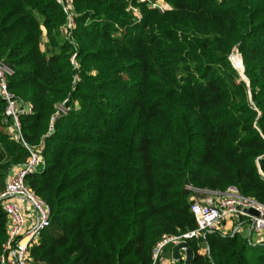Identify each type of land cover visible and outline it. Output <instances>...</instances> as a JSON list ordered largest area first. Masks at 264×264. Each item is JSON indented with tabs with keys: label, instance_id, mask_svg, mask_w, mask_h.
<instances>
[{
	"label": "trees",
	"instance_id": "trees-1",
	"mask_svg": "<svg viewBox=\"0 0 264 264\" xmlns=\"http://www.w3.org/2000/svg\"><path fill=\"white\" fill-rule=\"evenodd\" d=\"M165 1L161 12L73 0L64 35L57 0H0V60L14 97L33 108L14 135L0 94V190L28 159L25 143L44 140V164L27 177L53 210L36 263L151 264L163 234L196 227L188 184L235 185L264 203V0ZM65 99L72 110L46 136ZM6 226L0 205V256ZM189 243L192 264H264V242L240 234Z\"/></svg>",
	"mask_w": 264,
	"mask_h": 264
},
{
	"label": "built area",
	"instance_id": "built-area-1",
	"mask_svg": "<svg viewBox=\"0 0 264 264\" xmlns=\"http://www.w3.org/2000/svg\"><path fill=\"white\" fill-rule=\"evenodd\" d=\"M63 7L67 15V22L62 31L68 33L76 26V13L74 12L73 0H57ZM139 3H146L150 8L159 9L161 12L169 9L165 0H137ZM130 9L138 19L142 18V12L136 5L130 4ZM233 53L230 60L234 63ZM73 56V63L78 65ZM238 69V67H235ZM13 73L12 68L0 60V94L7 101L6 113L12 116L16 131L21 133L20 114L32 113L31 104L23 105L9 89L8 77ZM72 107L68 104V99L59 103L55 113L51 116L49 128L46 136H50L55 131V123L58 117L68 114ZM29 157L25 163L17 167L6 185L0 190V205L7 216V238L3 244L0 256L1 264H39L35 262L31 254V248L39 243L43 232L52 223L53 210L50 203L38 195L28 184L27 177L36 172L43 164L44 140L39 145L30 146ZM191 191L190 210L196 221V227L182 233H165L156 243L151 264H164L168 257L172 258V249L182 241L193 239H206L210 232H219L224 235H235L243 233L246 225L250 227V234L247 240L251 244L253 235H257V242H264V203L255 197L245 195L235 186H229L226 190H214L210 188L198 187L192 184L187 185ZM257 211L258 214L252 213ZM257 243V244H258ZM206 251H209L207 244ZM182 256V259H185ZM173 261H178L174 260Z\"/></svg>",
	"mask_w": 264,
	"mask_h": 264
},
{
	"label": "rangeland",
	"instance_id": "rangeland-1",
	"mask_svg": "<svg viewBox=\"0 0 264 264\" xmlns=\"http://www.w3.org/2000/svg\"><path fill=\"white\" fill-rule=\"evenodd\" d=\"M166 3H168L167 1H165ZM168 7H169V9L172 7L169 3H168ZM74 12L76 13V17L78 16V13L75 11V7H74ZM76 17H75V20H76ZM62 28H64V27H62ZM63 34L65 35V34H67V33H65V32H63ZM46 45H47V43H46V39L44 38V41H43V49H45L46 50ZM235 53H237V52H235ZM239 53V52H238ZM76 55V54H75ZM242 56V54L241 53H239V55L237 54L236 56H234L233 58H234V63H235V65L238 67V69L237 70H239L240 71V74H241V78L242 79H244V80H248V78H247V76L245 75V73H244V71H243V66H242V61H241V56ZM242 59H243V57H242ZM77 62V61H76ZM78 63V62H77ZM234 65V64H233ZM79 66V64L76 66V67H78ZM57 106H58V104H57ZM57 106H55V108L57 107ZM78 107H79V104L78 103H76V107H75V109H78ZM40 144V143H39ZM38 144V145H39ZM247 227H246V229H245V231H244V233H243V237L244 238H247L248 236H249V234H250V227H249V225H246ZM253 239V241H254V243L255 244H257L258 242H257V239L255 238V237H253L252 238ZM255 244H253V245H255ZM201 252L202 253H204V254H206V253H208V251H206V247H207V245L206 244H202L201 245ZM183 261H185V259H182ZM39 264H41V263H39Z\"/></svg>",
	"mask_w": 264,
	"mask_h": 264
},
{
	"label": "water",
	"instance_id": "water-1",
	"mask_svg": "<svg viewBox=\"0 0 264 264\" xmlns=\"http://www.w3.org/2000/svg\"><path fill=\"white\" fill-rule=\"evenodd\" d=\"M241 61H242L241 64L243 66V71H244V65H243L242 56H241ZM247 83L250 84V80L249 79L247 80ZM251 212L255 213V214H258L257 211H255V210H251ZM181 251H185L186 252L185 264H192V261H193V259L195 257V252H194L193 248L191 247V245H190V243L188 241H182V242L178 243L177 245H175L173 247V249H172V258L174 260H181L182 259Z\"/></svg>",
	"mask_w": 264,
	"mask_h": 264
},
{
	"label": "crops",
	"instance_id": "crops-1",
	"mask_svg": "<svg viewBox=\"0 0 264 264\" xmlns=\"http://www.w3.org/2000/svg\"><path fill=\"white\" fill-rule=\"evenodd\" d=\"M253 237L257 238V235H253ZM181 255L183 257H185L186 252L185 251H181ZM164 264H177L175 261H173V259H171L170 257H168V259L166 260V262Z\"/></svg>",
	"mask_w": 264,
	"mask_h": 264
}]
</instances>
